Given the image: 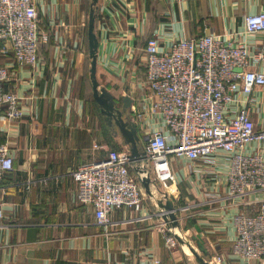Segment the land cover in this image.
<instances>
[{
  "label": "crops",
  "instance_id": "1",
  "mask_svg": "<svg viewBox=\"0 0 264 264\" xmlns=\"http://www.w3.org/2000/svg\"><path fill=\"white\" fill-rule=\"evenodd\" d=\"M34 1L40 28L48 34L39 44L36 64L17 63L9 44L5 50L0 44V66L8 72L3 88L18 96L22 109L16 119L0 113V143H7L13 158V170L0 183V264L147 263L153 254L162 264H183L189 253L167 249L159 229L164 208L158 200L166 197L176 207H189L183 211V219L191 223L188 234L205 247L211 264H264L246 263L232 253L233 216L251 213L258 204L253 194L228 195L222 152L213 164L172 157L174 182L167 188L150 184L152 195L139 212L119 208L107 225L96 222L94 208L77 199L70 172L125 142L117 127L107 124L92 95L87 40L91 0ZM95 6L96 79L118 99V106L122 96L131 98L123 115L136 124L141 143L160 124L159 116L150 113L155 97L145 83L148 38L156 37L159 47L167 49L174 39L209 33L264 50V35L244 31V17L264 10V0H97ZM258 68L264 72V60ZM237 95L254 101L231 109L249 105L255 128L264 129V85L248 96ZM247 148L264 154L262 142ZM157 187L172 194L162 198ZM213 192L218 198L208 202ZM142 215L147 217L136 219Z\"/></svg>",
  "mask_w": 264,
  "mask_h": 264
},
{
  "label": "built area",
  "instance_id": "2",
  "mask_svg": "<svg viewBox=\"0 0 264 264\" xmlns=\"http://www.w3.org/2000/svg\"><path fill=\"white\" fill-rule=\"evenodd\" d=\"M244 31L264 35V10L244 17ZM47 40L34 0H0V44L4 50L9 44L17 63L35 65L39 44ZM144 52L145 83L155 97L150 113L159 116L160 124L143 135L144 156L131 158L129 151L106 148L104 158L72 169L77 199L94 208L98 224L107 225L115 209L131 208L139 212L143 208L145 198L152 195L146 193L141 183L146 174L151 178L150 184L161 183L167 188L168 182H174L169 164L172 157L213 164L215 156L222 152L226 160L224 188L228 195L242 198L253 194L258 204L251 213L237 212L233 216L232 253L246 263L254 260L264 263V154L247 148L249 144L264 143V129H256L250 116L249 105L254 98L242 100L237 95L241 92L248 96L255 87L264 85V72L258 68L264 60V50H250L242 42L204 33L174 39L167 49H161L156 37L151 36ZM7 77V69L0 66V113L7 119H16L22 116V109L18 96L3 88ZM241 102L249 105L236 111L231 109V105ZM12 170L8 145L0 143V183ZM0 191L3 192L1 185ZM159 192L172 194L169 190ZM217 198L213 192L208 202ZM159 229L169 250L189 242L180 234L182 242H179L164 219ZM99 264H162V261L158 254H153L147 263L104 260Z\"/></svg>",
  "mask_w": 264,
  "mask_h": 264
},
{
  "label": "water",
  "instance_id": "3",
  "mask_svg": "<svg viewBox=\"0 0 264 264\" xmlns=\"http://www.w3.org/2000/svg\"><path fill=\"white\" fill-rule=\"evenodd\" d=\"M97 0H91L89 13H88V23H87V40H88V57L89 61V77L92 84V95L94 100L99 106L100 112L104 116L108 125H114L117 127V132L122 137L125 144L128 145L130 157L144 156V150H142V144L140 141V136L137 133L136 124L129 118L124 117L125 109L129 106L131 98L127 95L120 98L121 105L118 106V99L111 94L107 88L99 86L96 79V53L98 48V39L94 32V20H95V5ZM141 183L146 191V193L151 194L150 183L151 178L147 174L141 178ZM160 190V189H159ZM164 197L166 195L163 194ZM160 207L164 208L162 213V218L170 226L176 227L179 225V220L176 212L179 209L174 205L171 199L166 197L165 202L158 200ZM170 218H168V217ZM179 242H182L179 234H175ZM189 250L193 254L196 262L198 264H211L206 258V249L201 244L198 243L196 246L201 251L199 254L190 244L187 242Z\"/></svg>",
  "mask_w": 264,
  "mask_h": 264
},
{
  "label": "rangeland",
  "instance_id": "4",
  "mask_svg": "<svg viewBox=\"0 0 264 264\" xmlns=\"http://www.w3.org/2000/svg\"><path fill=\"white\" fill-rule=\"evenodd\" d=\"M117 147H115L116 150H119V151H129L128 150V145L127 144H123V145H116ZM167 186H169V182L167 183ZM164 188H166L165 185H163ZM162 198H165L164 196H162ZM180 207H185V204H182ZM187 207V206H186ZM189 208V207H188ZM164 210V209H162ZM189 210V209H187ZM185 211V210H184ZM187 212V211H186ZM176 214L178 215L179 217V225L176 226V227H171L170 226V230L177 233V234H180V235H183L186 237L187 241L190 242L191 246L199 253V254H202L201 251L197 248L196 246V243L190 238L189 234H188V231H187V223H188V220L187 219H183V216H184V212L183 211H178L176 212ZM168 217V216H167ZM170 218V217H168ZM181 249L183 248L184 250H186L188 253V258H189V261H186L185 264H198L193 256V254L191 253V251L189 250V247L187 245V242H186V245L183 244L182 247H176L175 249ZM207 258V257H206Z\"/></svg>",
  "mask_w": 264,
  "mask_h": 264
},
{
  "label": "trees",
  "instance_id": "5",
  "mask_svg": "<svg viewBox=\"0 0 264 264\" xmlns=\"http://www.w3.org/2000/svg\"><path fill=\"white\" fill-rule=\"evenodd\" d=\"M89 61H90V59H89ZM110 145H111L112 148H114V145L113 144H110ZM190 225H191V223L188 222L186 228H189Z\"/></svg>",
  "mask_w": 264,
  "mask_h": 264
}]
</instances>
